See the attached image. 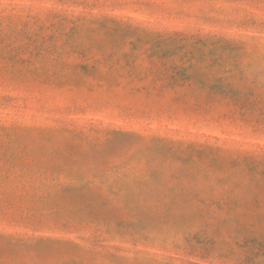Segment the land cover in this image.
Returning <instances> with one entry per match:
<instances>
[{"label":"rangeland","instance_id":"1","mask_svg":"<svg viewBox=\"0 0 264 264\" xmlns=\"http://www.w3.org/2000/svg\"><path fill=\"white\" fill-rule=\"evenodd\" d=\"M0 264H264V0H0Z\"/></svg>","mask_w":264,"mask_h":264}]
</instances>
